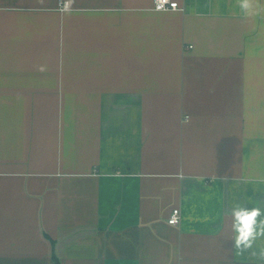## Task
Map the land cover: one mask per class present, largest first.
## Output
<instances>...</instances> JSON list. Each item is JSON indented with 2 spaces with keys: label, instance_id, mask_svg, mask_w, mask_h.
<instances>
[{
  "label": "crops",
  "instance_id": "crops-1",
  "mask_svg": "<svg viewBox=\"0 0 264 264\" xmlns=\"http://www.w3.org/2000/svg\"><path fill=\"white\" fill-rule=\"evenodd\" d=\"M63 1L0 0V264H264V0Z\"/></svg>",
  "mask_w": 264,
  "mask_h": 264
},
{
  "label": "clouds",
  "instance_id": "clouds-1",
  "mask_svg": "<svg viewBox=\"0 0 264 264\" xmlns=\"http://www.w3.org/2000/svg\"><path fill=\"white\" fill-rule=\"evenodd\" d=\"M242 10L249 16L256 14L253 0H241ZM250 203L235 201L223 214L221 222L217 225L216 231L223 235L228 230L230 238L234 241L237 254L243 251L252 250L254 255L264 258V249L254 251L256 241L264 238V208L259 206L246 207Z\"/></svg>",
  "mask_w": 264,
  "mask_h": 264
},
{
  "label": "built area",
  "instance_id": "built-area-1",
  "mask_svg": "<svg viewBox=\"0 0 264 264\" xmlns=\"http://www.w3.org/2000/svg\"><path fill=\"white\" fill-rule=\"evenodd\" d=\"M59 8L61 10H67L69 8V3L67 1L60 0ZM153 9L157 12L182 10L179 3L174 0H154ZM180 221H181L180 210L174 209L168 219V224L170 226L177 227L180 224Z\"/></svg>",
  "mask_w": 264,
  "mask_h": 264
},
{
  "label": "trees",
  "instance_id": "trees-1",
  "mask_svg": "<svg viewBox=\"0 0 264 264\" xmlns=\"http://www.w3.org/2000/svg\"><path fill=\"white\" fill-rule=\"evenodd\" d=\"M55 264H59L57 261L54 262Z\"/></svg>",
  "mask_w": 264,
  "mask_h": 264
}]
</instances>
